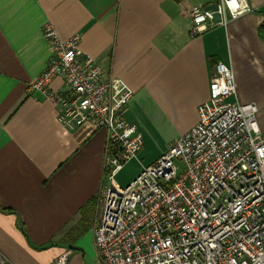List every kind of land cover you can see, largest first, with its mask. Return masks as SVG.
Segmentation results:
<instances>
[{"label": "crops", "instance_id": "0c3cea01", "mask_svg": "<svg viewBox=\"0 0 264 264\" xmlns=\"http://www.w3.org/2000/svg\"><path fill=\"white\" fill-rule=\"evenodd\" d=\"M217 1L0 0V263L98 260L107 134L66 128L57 106L31 89L50 56L47 23L63 40L79 34L83 52L134 90L125 117L143 148L167 136L158 157L197 124L218 61L233 69L235 98L258 106L264 133V0H246L253 11L193 36L191 8ZM51 88L66 85L56 78ZM49 243L77 248L41 249Z\"/></svg>", "mask_w": 264, "mask_h": 264}, {"label": "built area", "instance_id": "2783aa9c", "mask_svg": "<svg viewBox=\"0 0 264 264\" xmlns=\"http://www.w3.org/2000/svg\"><path fill=\"white\" fill-rule=\"evenodd\" d=\"M217 6L191 8L193 36L254 10L246 0ZM44 36L50 56L31 89L57 106L66 128L107 134L93 224L97 264H264V133L258 106L235 98L232 67L215 64L197 124L122 186L117 175L144 143L125 117L134 90L83 52L79 34L63 40L47 23ZM56 78L62 91L51 88ZM66 263L67 253L49 264Z\"/></svg>", "mask_w": 264, "mask_h": 264}, {"label": "rangeland", "instance_id": "374dc122", "mask_svg": "<svg viewBox=\"0 0 264 264\" xmlns=\"http://www.w3.org/2000/svg\"><path fill=\"white\" fill-rule=\"evenodd\" d=\"M166 138L167 136L157 137L158 141L155 139L157 143L151 142L152 144H147L138 154V157L125 164L123 170L116 177L120 185L126 186L141 172L142 164L148 165L158 157L159 152L162 150V145L158 142H163Z\"/></svg>", "mask_w": 264, "mask_h": 264}, {"label": "water", "instance_id": "95a60500", "mask_svg": "<svg viewBox=\"0 0 264 264\" xmlns=\"http://www.w3.org/2000/svg\"><path fill=\"white\" fill-rule=\"evenodd\" d=\"M217 8H218L217 3H214V4H212V5H210V6L208 7V9H211V10H214V11H217ZM215 17H216L217 20H220V16H219L218 13H216ZM52 246H61V247H64V248H74V249L77 248V247H75V246L72 245V244L49 243V244H47V245L42 246L41 249L49 248V247H52ZM87 257H88V256H87ZM88 263H89V262H88ZM90 264H97V262H94V261L91 262V261H90Z\"/></svg>", "mask_w": 264, "mask_h": 264}, {"label": "bare ground", "instance_id": "6f19581e", "mask_svg": "<svg viewBox=\"0 0 264 264\" xmlns=\"http://www.w3.org/2000/svg\"><path fill=\"white\" fill-rule=\"evenodd\" d=\"M174 143V142H173Z\"/></svg>", "mask_w": 264, "mask_h": 264}]
</instances>
